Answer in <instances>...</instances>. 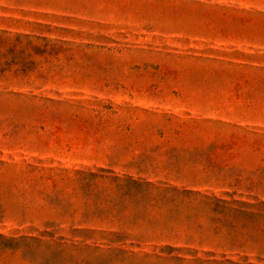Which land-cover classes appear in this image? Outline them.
<instances>
[{"label":"rangeland","instance_id":"obj_1","mask_svg":"<svg viewBox=\"0 0 264 264\" xmlns=\"http://www.w3.org/2000/svg\"><path fill=\"white\" fill-rule=\"evenodd\" d=\"M262 203L264 0H0V264H264Z\"/></svg>","mask_w":264,"mask_h":264},{"label":"trees","instance_id":"obj_2","mask_svg":"<svg viewBox=\"0 0 264 264\" xmlns=\"http://www.w3.org/2000/svg\"><path fill=\"white\" fill-rule=\"evenodd\" d=\"M132 183L140 186L139 183L136 181H133ZM235 203L241 205V207H243V208L251 206V205H248L246 203H239V202H235ZM261 205H264V203H262ZM251 207H254V206H251ZM238 213H243V212L238 211ZM239 218H242V217H239ZM255 218H258V217H250V219H255ZM259 218L264 219V217H259ZM0 243H4V248H6V249H13V246H14V248H18L20 245V243L16 242L15 240L8 239V238L3 237V236H0Z\"/></svg>","mask_w":264,"mask_h":264}]
</instances>
